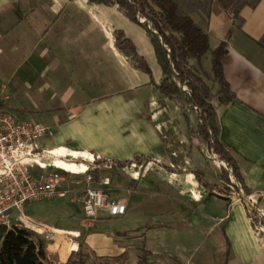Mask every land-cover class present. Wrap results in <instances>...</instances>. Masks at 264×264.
<instances>
[{"label":"crops","instance_id":"obj_1","mask_svg":"<svg viewBox=\"0 0 264 264\" xmlns=\"http://www.w3.org/2000/svg\"><path fill=\"white\" fill-rule=\"evenodd\" d=\"M73 1L86 4L84 0H0V65L3 62H19L24 76L34 78L39 88L50 91L43 103L26 107L30 115L27 117L23 113L22 118L40 120L51 127V136L39 144L43 148H53L50 152L54 154L55 163L60 166L66 164L71 170L85 166L81 160L64 159L62 155H65L66 149L72 156L84 157L89 156L86 152L117 158L144 154L150 159L136 165L151 163L153 168L139 173L134 171L137 175L122 174L121 183L116 180L121 188L117 191L111 188L110 195L124 202L125 210L120 215L108 216L100 210L96 218L87 220L82 217L76 202L64 199L76 208V223L69 226L43 223L44 227L57 230L52 239L59 233H65L62 235L68 239L67 254L75 249V237L83 233L85 242L95 250V243L87 235L94 221L123 218L138 208L148 211L150 219L136 227H106V232L101 235L102 245L110 247L98 245L99 253L112 249L121 252L120 243L112 233L114 230L139 229L142 246L150 251L157 264H190L191 257L202 252L211 256L215 253V262L219 264H264V232L253 229L242 202L230 192L205 188L190 171L200 170L209 184H215L210 182L209 177L217 172V167L212 163H196L195 167L186 168L168 162L159 135L149 127L147 118L141 115L151 101L156 112L164 108L173 111L180 107L171 99L161 96L143 71L146 81L135 79L113 89L105 86L102 77L96 81L85 77V70L77 59L75 45L78 44L88 45L91 51L95 48L96 54L106 59L105 63L117 62V69L126 72L130 78H136L138 73L135 70L137 68L131 66L124 55L114 48L112 37L100 21L105 20L97 13L100 7L95 5L101 4H86L90 19L85 16L86 21L79 24L90 26V32L99 25L101 34L108 36L107 42H103L102 35L93 37L90 32L79 33L77 24L65 19L70 14L66 10L67 4ZM187 2L191 0H185V4ZM106 7L116 10L113 6ZM188 13L207 33L210 48L220 40L225 42L226 50L220 58L221 68L234 97L226 102H219L214 95L211 97L218 138L234 158L246 193L251 194L254 205L264 213V0H257L252 5L243 4L238 8L237 21L232 20L227 10L220 6L213 7L212 4L208 9L202 10L200 7ZM116 28H121L127 35L121 26ZM131 40L138 51L136 41L133 38ZM151 53L153 55L152 48L149 51ZM143 56L148 63L147 56ZM209 60V51L199 60L206 71L210 67ZM149 67L154 81H157L160 75L157 63ZM14 74L15 71L0 77V81L6 82V86L3 85L5 92L8 90L11 94L9 100L6 98V103L13 113L16 108H24L20 107L22 103L11 83ZM214 89H217L216 83ZM54 97H57L58 102L49 105ZM108 110L111 113L112 110L116 111V115L111 117L112 125L107 130L103 129L94 143L85 141L80 125L88 126L95 115L100 120L102 113ZM33 111L37 117L33 116ZM164 121L170 122V117H164ZM69 140L78 141L79 149H72L67 143ZM157 162L177 165L185 171H171ZM129 177H132L129 181L134 189L126 195L122 186L126 185ZM56 206L63 213L68 212L66 206ZM152 238H159L160 241L155 243L151 241Z\"/></svg>","mask_w":264,"mask_h":264},{"label":"rangeland","instance_id":"obj_2","mask_svg":"<svg viewBox=\"0 0 264 264\" xmlns=\"http://www.w3.org/2000/svg\"><path fill=\"white\" fill-rule=\"evenodd\" d=\"M182 3L185 0H180ZM68 12L66 20L73 21L77 24V31L79 33L90 32V26H83L79 24V22H84L85 16L89 18V12L86 10V4L80 3L79 1H73L70 4H67ZM100 7L97 13L103 17L106 21L100 19V21L104 24L105 28L109 32V36L112 37V30L116 28V26H121L126 34L133 38L138 46V52H142L147 58L149 59L148 64L152 66L155 64L154 57L149 54L151 50L150 45L148 43L146 34L142 29L133 23L132 21L128 20L125 16H123L120 12L114 9H110L106 6L95 5ZM71 9V10H70ZM90 19V18H89ZM89 21V20H87ZM104 34V35H103ZM101 34V28L99 25H96L92 28L90 35L93 37L102 35L104 40L103 42H107L108 36L105 33ZM101 36V37H102ZM80 38V37H79ZM148 43V46L146 45ZM76 46V53L77 59L79 60L80 64L82 65V69L85 70L84 75L89 80L96 81L97 78L102 77L105 80V86L109 89H113L116 87H122L127 83H131L135 79H143V81L147 80L146 75L137 69L136 72L138 76L136 78L128 76L126 72L123 70L117 69V62L116 63H105V58L103 56L97 55V51L94 48L93 51L90 50L89 46H85L82 44L75 45ZM137 50V49H136ZM125 57V55H124ZM97 58V59H96ZM126 58V57H125ZM9 63V64H8ZM203 63V62H202ZM201 73L204 75L210 72L208 67L207 71L206 68L202 67L199 62H197ZM0 77H5L7 74L15 71V76L12 77L11 83L15 92L17 94V98L21 101L22 105L20 107H24L23 109H15L14 114L18 118L23 117V113L27 114L29 117L30 113L26 110V107H35L44 102L45 96L49 95V89L39 88L37 81L29 76H24L22 73V67H20V63L15 62H3L0 65ZM2 77V78H3ZM154 78H157V75L154 72ZM206 82L209 83L210 90L215 93V82L212 80H208L205 77ZM0 85L6 86L5 81H0ZM7 89V87H5ZM5 90V89H4ZM7 99L11 97V94L8 90H6ZM143 94V93H142ZM214 98H215V94ZM58 102L57 97H54L49 105H54ZM174 107H176L170 100L168 101ZM153 102H149V104L142 110L141 115L146 117L149 122V127L153 129L158 135L162 143L163 151L167 154L165 159L168 160L170 163H176L186 168L195 167L197 164L203 163H212L217 167V172L211 177H209L210 182H214L220 187H226L229 181V173L230 167L223 161L218 160L217 157L213 154L208 152L205 148V144L198 143L196 141H190L187 138V132L189 129H195V112L194 109L190 110V114L188 117L184 118L181 115V109H176L173 111H169L167 109H161L160 111L156 112L151 105ZM164 105H162L163 107ZM110 110L107 112H103L100 120L97 117H93L92 120L88 122V126L80 125L82 128V133L84 134V140L93 143L97 141V137L101 135L103 129L107 130L112 125L111 122L113 121L111 117L116 115V111ZM33 116L37 117L36 112H32ZM111 113V114H110ZM32 115V114H31ZM164 117H170V122H165ZM148 128V126H147ZM144 128H142L143 130ZM129 132V129H127ZM87 141V142H88ZM104 141V140H103ZM70 147L72 149H79V142L75 140H69ZM68 150L65 149L66 157L69 156ZM101 156V154L99 155ZM107 157V155H102ZM224 166L228 171V181L222 180L219 177L218 173V166ZM100 165V173L103 175H107L109 177L110 186L113 190L117 191L121 187L117 184L123 182V176L125 175H137L134 171H150L153 167L151 163H147V165H129L128 167L116 170L111 166H107V164ZM63 168H67L68 165L62 164ZM215 167V168H216ZM209 175V173H207ZM130 178V179H129ZM127 178L126 185L122 186V190L125 194H131L132 190L134 189L133 184L129 181L132 180V177ZM117 180V181H116ZM234 180L239 182L235 177ZM241 185V184H240ZM227 188L230 191L229 186ZM242 191H244L241 185ZM225 192V191H223ZM245 192V191H244ZM67 197H55L52 196L50 198H41L26 201L23 203L21 211L25 215L29 217L30 223L27 222H19L18 225L31 229L33 232L34 237L41 238L44 243L45 251V260L49 264H63L65 261L68 253L66 254L67 246H68V239L66 236L62 235L65 233H59L60 235L56 236L54 239H45L42 238L41 235L36 233L33 230L31 222L37 224L43 223H54L58 225H70L76 223L75 217L76 216V208L74 207L73 203L66 202L64 199ZM56 204L66 206L67 213H63L60 211L59 206ZM150 207V205H149ZM151 208V207H150ZM157 208V207H156ZM158 209V208H157ZM134 212V213H133ZM123 218H109V219H102L96 220L92 223L90 229L87 232V235H90L91 239L95 243V250H93L86 242H85V235L83 233H79L75 237V249H79L82 252V264H96L97 262H101L102 260H107L108 264H137L136 255L138 248L143 245V240L141 238V234L139 233V229H132V230H114L112 233L116 235L117 241H119V246H121V252L123 255L116 256L120 251L118 249L106 250V253H99V246L109 248L110 245H102L103 240L101 235L106 232V227H115V228H124V227H136L137 225L141 224L143 221L147 220L150 216L149 212H144L142 209H136ZM63 213V214H62ZM17 214V210L15 208H11L8 211V222L10 226L15 221V216ZM150 219V218H149ZM257 224H260L264 227V216L263 219L259 218L257 220ZM264 232V230H263ZM151 241L158 243L160 239L152 238ZM169 242V240H168ZM118 244V243H117ZM66 254V256H65ZM216 254L210 255L208 253L202 254H195L191 258L190 264H219L216 261ZM71 257H78L77 254L72 253ZM211 259V260H210ZM162 263V261H161ZM148 264H157L155 257L150 253L148 255ZM167 264V263H166Z\"/></svg>","mask_w":264,"mask_h":264},{"label":"trees","instance_id":"obj_3","mask_svg":"<svg viewBox=\"0 0 264 264\" xmlns=\"http://www.w3.org/2000/svg\"><path fill=\"white\" fill-rule=\"evenodd\" d=\"M86 4H101L113 6L129 20L138 24L145 31L152 48L155 62L159 67V78L154 81L151 69L143 56L136 50L131 38L121 28L112 30V44L116 50L125 55L127 62L145 72L148 81L155 86L161 96L171 99L182 109L184 117L191 109L195 112V129L188 130V138L198 143H204L206 150L213 153L218 160H223L229 167L230 173L241 182L234 158L218 138V126L215 121V112L211 97L215 94L219 102H226L234 97L233 92L225 80L221 68V55L225 52V42L220 40L210 48L207 33L192 19L189 10L208 9L220 6L231 14L233 21H237L238 8L243 4H254L257 0H191L182 3L180 0H84ZM202 5V6H201ZM210 53V72L205 77L217 84L215 93L210 90L209 83L196 65L200 58ZM144 154H134L129 158L103 157L94 159L95 163L108 164L113 168L129 164H140L149 160ZM157 164L171 171L185 169L177 165ZM93 172L96 170L93 169ZM196 180L205 188L214 191H225L226 187L209 184L198 169L190 170ZM220 178L228 181V171L220 164ZM251 225L257 223L262 215L252 209L248 213ZM75 253L78 257H71ZM150 251L140 246L137 251V264H148ZM118 255H123L122 252ZM82 252L79 249L71 250L63 264H82ZM0 264H49L45 260L44 243L41 238L34 237L31 229L11 224L0 225ZM96 264H108L102 260Z\"/></svg>","mask_w":264,"mask_h":264},{"label":"built area","instance_id":"obj_4","mask_svg":"<svg viewBox=\"0 0 264 264\" xmlns=\"http://www.w3.org/2000/svg\"><path fill=\"white\" fill-rule=\"evenodd\" d=\"M6 98L4 86L0 85V225H9L8 211L11 208L17 210L13 224L30 223L29 217L21 211L23 203L52 196L67 197L76 202L82 217L87 220L96 218L100 210L108 216L124 212V202L110 195L109 177L102 175L100 165L94 162L98 154L86 152L87 157L62 155L67 160L83 161L85 166L82 169L71 170L56 164L54 154L50 152L53 148H43L39 144L51 136V127L40 120L18 118L9 109ZM229 181V192L242 202L247 213L254 209L258 215L264 216L254 205L251 194L242 191L231 173ZM31 225L47 240L57 232L40 223L31 222ZM253 229L261 232L264 227L255 223Z\"/></svg>","mask_w":264,"mask_h":264}]
</instances>
